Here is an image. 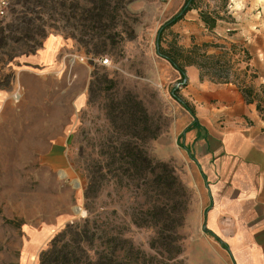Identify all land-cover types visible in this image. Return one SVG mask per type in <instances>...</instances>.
<instances>
[{
	"label": "rangeland",
	"instance_id": "obj_1",
	"mask_svg": "<svg viewBox=\"0 0 264 264\" xmlns=\"http://www.w3.org/2000/svg\"><path fill=\"white\" fill-rule=\"evenodd\" d=\"M18 1L9 0L8 17L0 22L9 39L0 48V264H38L40 253L66 224L86 218L84 192L91 176L99 179V188L89 207L132 244L134 263L166 264L157 251L175 232L181 255L169 264H230L224 245L203 231L200 177L183 140L186 130L178 127L186 113L172 94L193 110L186 100L189 83L157 53V32L184 0H134L127 7L129 20L118 29L125 31L123 38L98 57L53 31L27 55L32 32L21 22ZM251 1L264 0H199V9L163 32L161 48L198 46L216 63L203 71L204 80H227L239 91L247 41L257 43L264 33L261 16L250 33L234 35L233 24L242 17L233 11ZM201 10L222 15L212 32L199 18ZM246 82L256 91L262 86ZM131 101L146 113L138 128L114 116L122 104L129 110ZM151 132L158 137L145 139L143 148L154 164L168 166L178 187L168 194L149 189L142 196L130 186L132 172L116 159L128 155L119 151L121 141ZM153 204L155 211L147 210ZM155 239L156 252L151 248Z\"/></svg>",
	"mask_w": 264,
	"mask_h": 264
},
{
	"label": "trees",
	"instance_id": "obj_2",
	"mask_svg": "<svg viewBox=\"0 0 264 264\" xmlns=\"http://www.w3.org/2000/svg\"><path fill=\"white\" fill-rule=\"evenodd\" d=\"M134 0H19L22 21L32 35L31 46L28 54L35 53L40 49L42 41L46 40L50 32L61 34L65 39L75 40L83 46L85 52L92 56H102L109 47L116 44L123 38L125 31H118L121 23L129 20L127 7ZM199 0H184L177 13L166 21L157 32L156 47L158 55L170 64V66L180 75V79L185 78V69L190 66L196 67L200 72V80H204V70L210 71L215 68L214 56L202 52L196 45L189 50L173 45L170 50L162 49L160 42L162 34L173 25L181 21L187 13L199 9ZM224 3L227 0H222ZM10 10V9H9ZM48 14L47 20L44 16ZM29 16V17H28ZM28 17V18H27ZM199 18L205 28L212 32L219 21L223 20L222 15L217 11H199ZM27 19V20H26ZM49 35V36H48ZM48 36V37H47ZM9 40L0 30V48L5 46V41ZM44 43V42H43ZM206 47V46H205ZM9 56L8 59H12ZM250 57L246 52L245 62ZM249 67L246 66L239 81V91L246 103H255L256 110L261 112L264 108V85L256 91L250 82L255 78L251 73L248 74ZM228 84L227 80L219 82ZM173 98L178 101L190 116L195 117L194 111L184 102L180 101L173 93ZM131 107L125 111L122 105L114 116H121L122 121L129 126L138 128L141 121L146 119V113L140 103L131 101ZM142 118V119H141ZM158 134L148 133L139 139L127 137L119 143V151L127 150V157H122L118 162L121 166H126L131 171L134 180L130 186L134 187L142 196H146L149 189L160 188L161 192L168 194L177 186V180L173 172L165 164H154L150 159L142 143L145 139L155 140ZM129 149V151H128ZM159 168V173L156 172ZM144 171V173H143ZM143 180V184H139ZM99 188V179L89 177L84 192L86 218L66 224L49 242L48 247L43 250L38 258V264H136L133 259V246L127 240L121 238L117 232L106 227L100 217L93 215L90 204L94 199L92 193ZM156 205L153 204L150 211H155ZM141 226V225H139ZM172 237L166 241L163 251H157L166 264L176 260L181 255V248L177 245V235L173 232ZM156 239L151 243V248L156 252ZM141 254L139 250L136 251Z\"/></svg>",
	"mask_w": 264,
	"mask_h": 264
},
{
	"label": "crops",
	"instance_id": "obj_3",
	"mask_svg": "<svg viewBox=\"0 0 264 264\" xmlns=\"http://www.w3.org/2000/svg\"><path fill=\"white\" fill-rule=\"evenodd\" d=\"M233 12L242 17L232 29L240 38L264 16V1ZM247 45L245 66L255 76L252 83L263 86L264 33ZM185 75L195 117L183 109L178 127L186 130L183 140L200 177L206 232L224 245L230 264H264V108L259 112L255 103H246L231 83L200 80L194 66Z\"/></svg>",
	"mask_w": 264,
	"mask_h": 264
},
{
	"label": "built area",
	"instance_id": "obj_4",
	"mask_svg": "<svg viewBox=\"0 0 264 264\" xmlns=\"http://www.w3.org/2000/svg\"><path fill=\"white\" fill-rule=\"evenodd\" d=\"M10 9L9 0H0V22L8 17ZM102 64H107L106 60L102 61Z\"/></svg>",
	"mask_w": 264,
	"mask_h": 264
},
{
	"label": "water",
	"instance_id": "obj_5",
	"mask_svg": "<svg viewBox=\"0 0 264 264\" xmlns=\"http://www.w3.org/2000/svg\"><path fill=\"white\" fill-rule=\"evenodd\" d=\"M74 213H75V215H79L80 209L79 208H75ZM206 230H207L206 227H203V231L205 232Z\"/></svg>",
	"mask_w": 264,
	"mask_h": 264
},
{
	"label": "bare ground",
	"instance_id": "obj_6",
	"mask_svg": "<svg viewBox=\"0 0 264 264\" xmlns=\"http://www.w3.org/2000/svg\"><path fill=\"white\" fill-rule=\"evenodd\" d=\"M3 152V151H2Z\"/></svg>",
	"mask_w": 264,
	"mask_h": 264
}]
</instances>
